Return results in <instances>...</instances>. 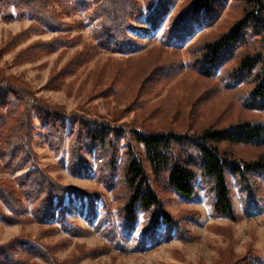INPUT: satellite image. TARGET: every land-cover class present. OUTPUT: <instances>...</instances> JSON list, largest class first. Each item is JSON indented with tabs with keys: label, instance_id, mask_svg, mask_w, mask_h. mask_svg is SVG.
Listing matches in <instances>:
<instances>
[{
	"label": "rangeland",
	"instance_id": "374dc122",
	"mask_svg": "<svg viewBox=\"0 0 264 264\" xmlns=\"http://www.w3.org/2000/svg\"><path fill=\"white\" fill-rule=\"evenodd\" d=\"M88 1L86 11L71 16L53 5L62 13L61 22L66 25L51 28L38 25L28 10L21 11V17L15 6L6 10L0 0V77L21 80L37 98L50 105L104 119L128 130L180 132L246 120L264 124V110L245 107L253 81L235 84L228 77L247 51L261 49L257 38H249L211 79L203 77L197 65L204 44L222 36L243 17L241 0H220L215 7L216 19L193 17L188 30L180 34L175 33L176 20L194 0H170L157 18L153 12L160 0H135L138 13L128 21L126 34L130 44L123 50L106 47L109 43L101 39L100 32L103 19L97 14L101 1ZM58 37L65 41L58 43L54 51L38 48L26 52V57L34 56L30 60L18 59L32 45ZM64 67L67 71L50 85L53 74ZM34 129L33 149L38 156V167L72 191L62 199L55 198L53 211L42 220L36 217L34 206L23 198L28 210L23 213L22 222L0 221V244L20 236L40 238L44 244L56 246L54 255L58 264H72L81 254L95 251V255L77 264H231L237 260L240 264H264V205L258 213L246 214L241 191L233 178L230 188L235 211L240 216L238 221L215 215L214 194L201 178L191 199L152 179L165 209L178 220L181 230L161 227L157 232L158 245L148 243L149 247L140 248L146 215L139 212L134 229L122 227L126 141L120 142L116 172L112 174L113 156L110 152L103 154L86 133L81 165L76 169L71 153L76 134L66 129L61 142L55 141V133L47 131V122L37 114ZM236 150L248 159L264 155V147ZM31 169L0 174V179L12 180L19 193L23 189L16 183V177ZM259 191L264 197V185ZM67 221L74 228L85 229L88 235H72L64 228ZM114 224L124 239H132L133 249L125 251L115 246L118 243L110 229ZM31 262L50 264L41 259Z\"/></svg>",
	"mask_w": 264,
	"mask_h": 264
},
{
	"label": "trees",
	"instance_id": "16d2710c",
	"mask_svg": "<svg viewBox=\"0 0 264 264\" xmlns=\"http://www.w3.org/2000/svg\"><path fill=\"white\" fill-rule=\"evenodd\" d=\"M97 14L103 19L102 40L108 41L109 49L115 46L119 50L130 44L126 34L128 21L138 13L135 0H99ZM170 0H160L154 18L165 9ZM244 5L243 17L239 19L222 36L208 41L203 46V53L197 65L200 74L208 79L217 75L228 59L247 44L249 38L255 37L261 43L257 52L247 51L228 77L235 84L252 80L253 89L248 94L246 106L249 109L264 110V0H241ZM220 0H194L177 18L176 34L188 30L193 17L205 16L216 19V4ZM6 10L15 6L21 17L23 10L38 25L65 27L61 22V11L71 16L89 8L88 0H1ZM63 25V26H62ZM179 26L180 29H179ZM179 29V31H178ZM58 37L48 42H38L18 55L21 62L30 60L26 52L40 48L54 51L63 42ZM114 47V48H115ZM26 59L22 60V58ZM67 68L54 73L59 77ZM47 122V131L55 141L61 142L66 129L76 134L72 147V165L78 169L80 164L83 136H89L91 143L98 144L99 150L110 152V172H116L118 150L121 140L127 144V156L124 167L123 185L125 203L121 208L124 227L132 230L139 221V212L146 215L143 231V246L158 245L157 232L161 227L167 230H181L178 220L164 207V202L156 189L154 180L160 182L171 192L191 199L196 194L199 178L209 185L214 194V212L218 217L238 221L240 216L234 208L230 181L233 178L241 191L242 206L246 214L258 213L264 205V197L259 194L264 185V155L257 158L241 157L237 148L253 146L264 147V124L240 121L228 126H209L202 130H145L127 129L113 125L100 118H92L77 111L67 112L64 108L50 105L37 98L28 86L15 77H0V174H16L30 169L23 176L16 177L22 192L15 190L12 180L0 179V221L8 224L22 222L23 213L30 202L37 211V218H47L53 211L55 198L62 199L72 188L62 186L53 180L46 170L38 167V156L33 149L34 115ZM6 150V151H4ZM154 179V180H152ZM53 213V212H52ZM114 224L111 234L115 244L121 250L129 251L132 239L121 236L119 227ZM67 221L65 229L74 236L88 235V231ZM116 235V236H115ZM116 246V247H117ZM56 246L41 242L40 238L20 236L5 244H0V264H34L41 259L50 264H58L55 257ZM95 252L83 253L71 263L77 264L83 259L95 255ZM240 264V261H231Z\"/></svg>",
	"mask_w": 264,
	"mask_h": 264
}]
</instances>
